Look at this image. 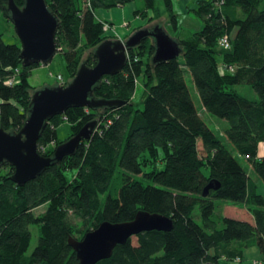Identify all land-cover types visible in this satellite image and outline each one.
<instances>
[{
	"label": "trees",
	"instance_id": "16d2710c",
	"mask_svg": "<svg viewBox=\"0 0 264 264\" xmlns=\"http://www.w3.org/2000/svg\"><path fill=\"white\" fill-rule=\"evenodd\" d=\"M132 1L45 0L58 19L55 42L70 80L79 65H95L94 49L109 39L95 9ZM154 1L143 0L144 9L134 15L146 18ZM162 1L175 28L172 0ZM223 1L219 9L214 0L198 2L194 12L203 26L188 38L176 40L182 60L153 62L155 47L147 39L130 48L123 70L104 76L93 92L96 99L115 100L118 106L70 108L46 124L37 149L51 157L59 144L96 122L99 131L93 130L88 140L81 141L75 154L21 187L10 180L13 168L2 164L0 264H78L68 246L69 237L80 240L103 221L129 222L140 210L170 218L172 229L141 233L135 236V245L131 240L117 245L110 258L96 264H219L251 244L264 257V196L257 192L259 184L264 185V157H257L258 145L264 141V9H260L264 0ZM14 2L23 5V0ZM5 4L0 0V16L11 26ZM223 35L229 38V50L218 47ZM20 51L19 40L5 44L0 34V127L6 132L23 127L31 99L28 75L39 66L23 67ZM144 54L152 58L144 61ZM13 70H17V82L5 85ZM185 72L203 110L228 123L223 137L198 113ZM138 76L143 77L144 87L141 110L131 98ZM238 85L249 86L257 99L240 94ZM105 119L111 124L106 125ZM64 122L71 124V132L68 139L59 141L56 128ZM50 143L54 144L51 149L41 151ZM233 151L248 162L251 173ZM158 163L163 166L160 170ZM149 165L151 170L144 172ZM134 175L151 184L144 185ZM210 181L219 186L203 197ZM221 203L243 205L253 224L223 216ZM43 205L44 213L34 216L32 211ZM196 208L200 224L194 220ZM33 237L35 245L29 252Z\"/></svg>",
	"mask_w": 264,
	"mask_h": 264
},
{
	"label": "water",
	"instance_id": "95a60500",
	"mask_svg": "<svg viewBox=\"0 0 264 264\" xmlns=\"http://www.w3.org/2000/svg\"><path fill=\"white\" fill-rule=\"evenodd\" d=\"M5 1L4 12L20 42L21 65L49 64L60 51L55 42L57 16L49 11L45 0H23L22 7H18L14 0ZM150 37L154 38L153 62L179 57L181 49L177 43L159 29L153 32L140 30L125 42L104 40L93 51L96 60L93 67L81 64L65 86L44 88L31 96L27 118L19 132H6L0 127V167L7 163L13 168L10 180L15 185L21 187L34 180L47 167L75 154L80 142L89 139L96 122L86 124L76 135L59 144L51 157L42 156L37 149V141L46 124L66 110L118 106L120 102L115 100L96 99L94 89L104 76L120 73L127 61V51ZM218 186V183L210 181L202 196H207L209 190ZM172 227L170 218L140 210L129 222L103 221L80 240L69 237L67 242L75 252L78 264H96L110 258L117 245L125 244L132 237L150 231L168 232Z\"/></svg>",
	"mask_w": 264,
	"mask_h": 264
},
{
	"label": "rangeland",
	"instance_id": "374dc122",
	"mask_svg": "<svg viewBox=\"0 0 264 264\" xmlns=\"http://www.w3.org/2000/svg\"><path fill=\"white\" fill-rule=\"evenodd\" d=\"M143 0H138V3L140 2V4H142ZM198 1L200 0H194L190 6H189V10L186 14H182L180 8L178 7V1L177 0H173V11L177 14H179V27L174 30L171 23H170V18L168 13H162V9L164 6L163 5V1L162 0H157L156 1V7H158V10L160 11V13H157V16L154 18L155 21H151L150 23H148L146 26L138 28L137 30H148L149 32H153L155 30L154 26L159 25L160 29L165 32L167 35H169L172 38H185L189 35V31L190 32H196L197 31V27L201 26L202 27V21L200 20V18L195 14L194 10H196V7L198 5ZM157 3H160L161 5H157ZM260 9H264V2L261 4ZM101 12H104L107 15V18L110 20H113V24H109L107 22H104L102 20H100L101 24H109L108 25V29L107 30H103V26H102V31L103 34L105 36H107V38H109L110 40H119L122 42L127 41L129 38H131L134 34H136L138 31L136 30L135 33L134 32H126L127 28H128V23H132L133 21H131V18L129 17V5H124L123 6H116V7H111L108 9H105L103 7H98L95 9V15L100 18ZM151 16V13L149 12V17ZM155 16V14H154ZM102 18V16H101ZM147 18V17H146ZM145 18V20H146ZM186 18V19H185ZM103 19V18H102ZM109 22V21H108ZM11 24V23H10ZM195 24V26H194ZM130 27H132V25H130ZM134 27V26H133ZM200 27V28H201ZM199 28V30H200ZM140 29V30H139ZM107 32V33H106ZM133 33V34H132ZM0 34H1V39L5 44H16L18 43V38L16 37L15 33H14V29L12 27V25L10 26L8 23L4 22L3 18L0 16ZM127 36L125 37L124 35ZM149 44L154 43V38L150 37V39H147ZM220 49V48H219ZM222 50V49H220ZM92 51V50H90ZM90 51H87L83 57H82V61L85 60V58L87 57V55L89 54ZM144 58L143 60H147V58H152V56L150 54H144ZM179 60H182L181 55H179L178 57ZM82 63V62H81ZM80 63V64H81ZM80 66V65H79ZM60 79H59V78ZM185 77V82L190 94V97L198 111V113L200 114L201 118L204 120V122L209 126L210 129H212L213 131H215V133H217L220 137H223L225 130L228 128V123L225 120L219 119L217 117H214L210 114H208L207 112H205L201 106L198 94L195 90V87L193 85L191 76L188 74V72H185L184 74ZM71 80L69 79L68 76V71L66 68V64L64 59L62 58L61 54L59 52H57L51 62L47 65H39L35 68H33L31 70V72L28 75V83L31 87V96L39 91L42 90L44 88H48V87H57L59 85H61L62 83H66V82H70ZM143 77L142 76H138L137 77V81H136V85H135V91L134 94L131 96L133 102L136 104L135 107L136 109H142L143 108V104H142V97L144 94V87H143ZM236 90L242 94L245 95L251 99H257V95L256 93L249 87L246 85H238L236 86ZM71 124L64 122L62 124H60L57 128H56V135H57V139L59 141H65L66 139L69 138L70 132H71ZM54 146L53 143L48 144L45 147H41V151H47L48 149H51ZM231 148V147H230ZM198 149L200 154H202V149H201V144L200 142L198 143ZM233 156L237 158V160L240 162V164L242 165V167H244L246 169L247 172H250V165L248 164V162L239 157L236 152L233 151ZM151 165L144 167L143 171H150ZM162 164L158 163L157 165V169L160 170L162 169ZM201 170L203 171V173L205 175H208V169L203 167L201 168ZM6 171L2 170V172L4 173ZM134 178L138 181H141L144 185H150L151 182L145 180V179H141V176L139 175H134ZM257 192L261 195L264 196V185L261 183L260 186L257 188ZM236 208V207H235ZM45 211V206H40L36 209H34L32 211V213L34 214V216H39L42 213H44ZM227 215H230L231 217H233L234 219L237 220H245L246 217L245 216H241L240 213H235L231 210H227L226 211ZM193 216H194V220L200 224V219H199V215H198V209L196 208L193 212ZM74 222L77 224L78 220H74ZM32 234L33 236H35V231L34 229L32 230ZM35 237L32 238V242L31 245L29 247V252L33 249L34 245H35ZM131 242L133 245L136 244V238L132 237L131 238ZM221 264H234L232 259L226 260L223 259L219 261Z\"/></svg>",
	"mask_w": 264,
	"mask_h": 264
},
{
	"label": "crops",
	"instance_id": "0c3cea01",
	"mask_svg": "<svg viewBox=\"0 0 264 264\" xmlns=\"http://www.w3.org/2000/svg\"><path fill=\"white\" fill-rule=\"evenodd\" d=\"M156 1L157 0H155L154 1V4H153V7L152 8H150V9H147V11H146V20H145V18H143L142 16H135L134 15V13H135V11H137V10H143L144 9V3H143V1H142V4H140V2L138 3V0H135V1H132V2H129L127 5H129V17L131 18V21H133L132 23L130 22V23H128L129 25H128V28H127V31L126 32H134L135 33V31L138 29V28H141V27H143L144 28V26H146L148 23H150L151 21H155L156 22V20H154V18L157 16V13L159 14L160 13V11L158 10V7H156L155 5H156ZM178 1V7L180 8V10H181V13L182 14H186L188 11H190L189 10V6H190V4L194 1V0H177ZM200 1H202V0H200ZM199 2V1H198ZM157 5H161L160 3H157ZM162 6V5H161ZM198 6V5H197ZM124 7V6H123ZM163 7V9H162V13H167L166 12V10H165V8H164V6H162ZM197 8V7H196ZM149 12L151 13V16L149 17ZM154 14H155V16H154ZM172 14L173 15H175L176 16V27L175 28H173L174 30H176L178 27H179V20H178V16H179V14H177V13H175L174 11H173V0H172ZM187 15V14H186ZM101 16H102V18H101ZM97 17V16H96ZM98 18V17H97ZM99 20H102V21H104V22H107V23H109V24H113L112 22H113V20H110V19H108L107 18V15L104 13V12H101V15H100V18H98ZM186 19V18H185ZM109 21V22H108ZM130 25H132V27H130ZM134 26V27H133ZM194 26H195V24H194ZM202 26H203V24H202ZM173 27V26H172ZM196 27V26H195ZM201 26H198L197 28V31L196 32H198L199 31V28H200ZM154 28L156 29V30H161L160 29V26L159 25H156V26H154ZM202 28V27H201ZM200 28V29H201ZM142 29V28H141ZM140 30V29H139ZM138 31V30H137ZM162 31V30H161ZM163 32V31H162ZM196 32H194V33H196ZM107 33V32H106ZM165 33V32H164ZM133 34V33H132ZM166 34V33H165ZM191 34H193V32H190L189 31V35L187 36V37H185V38H188ZM167 35V34H166ZM125 37L127 36V34L126 35H124ZM171 40H173V41H175L176 42V40H180V39H185V38H179V39H177V38H172V37H170L169 35H167ZM148 39V38H147ZM119 40H121V39H119ZM201 149H202V147H201ZM257 157L258 158H262V157H264V141L263 142H261V143H259V145H258V149H257ZM250 173H251V171H250ZM259 186H260V184H259ZM221 205H222V207H221V212H222V215L223 216H225V217H228V218H232V219H234L233 217H231L230 215H227V213H226V211L227 210H231V211H233V212H235V213H239V212H241L240 213V215L241 216H245L246 217V219L245 220H242V221H246V222H248V223H250V224H253V217H252V215L246 210V208L243 206V205H233V204H230V203H221ZM236 207V208H235ZM239 247H241V245H239ZM236 259H238V261L236 260ZM222 261H223V259H221ZM226 260H228V259H226ZM232 261H233V263L234 264H264V257H263V255L260 253V251L258 250V248L255 246V245H249L248 247H246V248H244L243 249V252L240 254V255H238L237 257H235V258H233L232 259ZM219 264H221L220 262H219Z\"/></svg>",
	"mask_w": 264,
	"mask_h": 264
},
{
	"label": "built area",
	"instance_id": "2783aa9c",
	"mask_svg": "<svg viewBox=\"0 0 264 264\" xmlns=\"http://www.w3.org/2000/svg\"><path fill=\"white\" fill-rule=\"evenodd\" d=\"M83 1V0H80ZM89 5V1H87ZM224 3L223 0H214V5L219 9L221 7V5ZM103 30H107L109 27L107 24H103ZM218 47L222 50H229L230 49V43H229V38L227 35H223L219 40H218ZM229 71H232L233 68L230 66L228 67ZM8 70L10 71L11 68H8ZM13 76L11 78H8L4 81L5 85H12L13 83L17 82V79L15 78V76L17 75V70H13ZM59 78V77H58ZM60 79V78H59ZM105 123L106 125L111 124V120L110 119H105ZM94 131H99L98 129V125L96 126V128L94 129ZM238 261V259H236Z\"/></svg>",
	"mask_w": 264,
	"mask_h": 264
}]
</instances>
